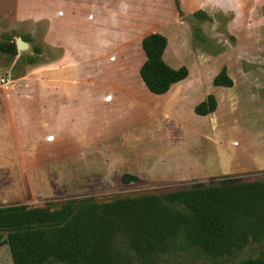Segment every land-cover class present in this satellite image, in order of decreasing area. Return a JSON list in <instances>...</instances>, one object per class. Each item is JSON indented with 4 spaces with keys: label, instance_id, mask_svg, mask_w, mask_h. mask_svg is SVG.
Segmentation results:
<instances>
[{
    "label": "rangeland",
    "instance_id": "obj_1",
    "mask_svg": "<svg viewBox=\"0 0 264 264\" xmlns=\"http://www.w3.org/2000/svg\"><path fill=\"white\" fill-rule=\"evenodd\" d=\"M201 1L195 4L189 0L193 6L182 9L179 23L174 8L167 10L165 26L172 32L167 59L174 67L189 69V76L177 86L181 102L172 104L153 93L149 98L145 96L149 101L147 132L137 129L145 123L136 127L138 113L135 118L121 104L94 107L90 112L88 118L94 126L91 138L105 149L97 151L99 158L109 159L103 172L106 180L97 178L98 157L91 153L85 155L83 166H73L79 172L75 180H56L58 175L70 176L73 171L72 166H55L61 164L58 154L52 157L50 153H40L37 160L26 156V166H15L12 154L2 155L0 207L49 203L52 209H58L73 198L92 196L98 202H109L186 189L196 183H219L227 176L243 181L264 179V0H241L236 7H211L203 4L206 0ZM58 3L59 0H0V41L19 36L30 40V50L19 52L15 58L0 54V115L12 117L14 109H18L14 104L19 101L26 104L29 100L61 98L56 89L60 90L61 72L66 68L59 61L51 64L60 53L61 43L58 38L52 39L54 43L46 41L51 36H46L45 20L49 5L58 7ZM188 15L195 19L186 20ZM59 32L60 29L55 35ZM34 45L44 50V58L28 64L26 56ZM96 61L83 63L79 76L98 80ZM142 62V53L131 60V74L141 87L138 66ZM224 66L234 82L230 88L213 84ZM2 79L10 81L8 88ZM52 83L56 89L49 85ZM209 94L216 97V111L206 117L196 115L195 105ZM113 95L108 93L106 97L112 100ZM34 114H39V119L51 116L40 111ZM142 116L144 120L145 112ZM124 168L128 174L138 172V180L123 182ZM40 177L46 181H40ZM259 256L264 257V241L251 242L236 257L217 261L181 235L168 252L160 255L157 264H223ZM0 264H13L7 244L0 246Z\"/></svg>",
    "mask_w": 264,
    "mask_h": 264
},
{
    "label": "trees",
    "instance_id": "obj_2",
    "mask_svg": "<svg viewBox=\"0 0 264 264\" xmlns=\"http://www.w3.org/2000/svg\"><path fill=\"white\" fill-rule=\"evenodd\" d=\"M174 3L182 15L180 0ZM167 45V37L159 33L142 41L146 60L140 75L156 95L166 94L189 75L186 66L175 69L166 63ZM0 54L18 56L16 40L0 41ZM43 58L44 50L34 45L26 61L34 64ZM233 83L225 66L213 79L216 87ZM216 109V97L209 94L194 111L205 117ZM137 180L136 175H122L123 182ZM181 235L217 261L236 257L251 242H263L264 179L227 176L219 183L109 202L73 198L58 209L49 203L0 207V246H9L13 264H157ZM223 264H264V257Z\"/></svg>",
    "mask_w": 264,
    "mask_h": 264
},
{
    "label": "crops",
    "instance_id": "obj_3",
    "mask_svg": "<svg viewBox=\"0 0 264 264\" xmlns=\"http://www.w3.org/2000/svg\"><path fill=\"white\" fill-rule=\"evenodd\" d=\"M193 1L196 4L201 0ZM240 1L206 0L203 4L211 7L221 4L236 7ZM180 3L181 9L193 6L189 0H180ZM171 7L175 10L178 22L179 13L174 0H59L58 7L49 5L45 20L46 36L51 37L46 41L53 42L52 39L58 38L61 43L60 53L51 64L59 61L61 67L66 68L61 72L60 90L54 87L55 83L49 85L59 91L61 98L57 101H47L49 104L40 100H29L26 104L19 101L20 104H14L18 109H14L12 117L0 115V156L12 154L15 156L13 157L15 166H26V156H29L28 158L33 156L37 160L40 153H50L52 157H54L52 154H58L62 160L60 165L55 166H72L73 171L70 176L58 175L56 180L59 178L75 180L79 172H76L73 166H83L85 155L91 153L98 157L95 165L99 168L97 178L105 181L104 166H107L109 159H100L101 154L97 151L105 149L98 147L91 138L94 126L90 125L92 120L88 116L94 107L105 108L121 104L127 107L135 118L137 113L140 116L136 127L139 123H145L144 127L137 129H141L140 132L148 131L149 101L146 102L145 96L149 98L152 93L140 75L141 66L146 60L142 41L151 33L166 36L168 45L164 52V60L172 68H180L174 67L175 64L167 59L169 36L172 32L165 26V21L168 19L167 10ZM59 11L64 12L63 16L58 15ZM58 29L60 32L56 36L55 32ZM141 53L143 62L138 66V73L142 87L131 74V60L135 54ZM113 54L116 55L114 61L111 60ZM90 60H93V63L97 60L96 64H99L96 81L88 76H79L81 65L90 63ZM65 75L74 78L69 79ZM177 86L178 83L166 94H154V97H166L172 104H178L181 97ZM113 92L112 100L106 102V95ZM38 111L40 114L51 113V116L46 119L44 115L45 118L41 116L39 119L37 117L39 114H34ZM132 121L133 119L131 123ZM48 134L55 136L54 142L46 141ZM5 140L7 142H4ZM127 171V168H124L121 176ZM130 174L139 175L138 172ZM43 178L40 177V181L45 182Z\"/></svg>",
    "mask_w": 264,
    "mask_h": 264
},
{
    "label": "water",
    "instance_id": "obj_4",
    "mask_svg": "<svg viewBox=\"0 0 264 264\" xmlns=\"http://www.w3.org/2000/svg\"><path fill=\"white\" fill-rule=\"evenodd\" d=\"M186 20L193 21L195 17L193 15H188L185 17ZM16 46L20 53L27 52L30 50V44L25 41L21 36L16 38Z\"/></svg>",
    "mask_w": 264,
    "mask_h": 264
},
{
    "label": "built area",
    "instance_id": "obj_5",
    "mask_svg": "<svg viewBox=\"0 0 264 264\" xmlns=\"http://www.w3.org/2000/svg\"><path fill=\"white\" fill-rule=\"evenodd\" d=\"M63 11H59V15L60 16H63ZM90 18H91V16H90ZM2 81V84L4 85V87H6V88H8L9 87V85H10V81L9 80H7V79H2L1 80ZM105 101L106 102H110L111 101V97L110 96H107L106 98H105ZM54 140H55V136L54 135H48L47 137H46V141L47 142H54Z\"/></svg>",
    "mask_w": 264,
    "mask_h": 264
}]
</instances>
